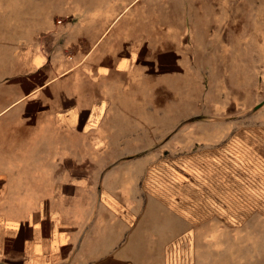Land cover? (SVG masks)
<instances>
[{
    "label": "rangeland",
    "instance_id": "374dc122",
    "mask_svg": "<svg viewBox=\"0 0 264 264\" xmlns=\"http://www.w3.org/2000/svg\"><path fill=\"white\" fill-rule=\"evenodd\" d=\"M117 1L0 0L1 75L34 37L49 54L65 43L54 13L67 22ZM128 11L176 60L158 88L146 84L143 115L118 119L127 132L106 133L98 155L113 163L93 166V188H117L104 199L128 201L142 228L128 263L264 264V0H137Z\"/></svg>",
    "mask_w": 264,
    "mask_h": 264
},
{
    "label": "crops",
    "instance_id": "0c3cea01",
    "mask_svg": "<svg viewBox=\"0 0 264 264\" xmlns=\"http://www.w3.org/2000/svg\"><path fill=\"white\" fill-rule=\"evenodd\" d=\"M136 1L76 9L67 22L54 13L65 43L49 54L35 30L0 73V264L137 261L133 208L91 182L93 166L113 163L98 155L113 140L106 133L127 132L118 119L142 116L146 84L154 91L161 68L176 63L139 29L128 11ZM157 212L145 210L149 220Z\"/></svg>",
    "mask_w": 264,
    "mask_h": 264
}]
</instances>
